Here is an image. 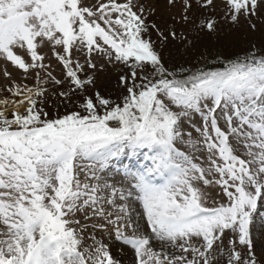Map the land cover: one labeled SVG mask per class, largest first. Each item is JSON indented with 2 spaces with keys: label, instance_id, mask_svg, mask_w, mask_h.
<instances>
[{
  "label": "snow or ice",
  "instance_id": "6c2138e0",
  "mask_svg": "<svg viewBox=\"0 0 264 264\" xmlns=\"http://www.w3.org/2000/svg\"><path fill=\"white\" fill-rule=\"evenodd\" d=\"M180 2L185 23L194 5L216 6V0ZM223 3L233 25L243 17L256 29L251 20L264 11V0ZM144 12L132 0L92 7L83 0H0V59L34 71L36 80L35 87L6 89L19 99H0V264H119L114 241L131 246L138 264H218L216 252L223 256L224 249L227 264H264L253 233L257 220L264 228V49L217 56L222 69L170 70L145 38L159 29ZM199 27L215 33L217 20L204 16ZM160 35L177 38L174 30ZM45 46L64 80L48 71ZM74 49L86 50L93 72V52L128 68L119 76L122 102L87 94L95 77L81 78L85 65L73 60ZM65 80L68 90L57 95L68 103L79 98L80 111L50 118L39 106L48 93L43 85ZM197 114L193 138L184 128ZM140 155L143 165L132 161ZM112 169L123 172L120 187L100 175ZM216 188L227 200L209 206ZM137 201L148 233L136 219ZM153 237L180 254L154 250Z\"/></svg>",
  "mask_w": 264,
  "mask_h": 264
},
{
  "label": "rangeland",
  "instance_id": "374dc122",
  "mask_svg": "<svg viewBox=\"0 0 264 264\" xmlns=\"http://www.w3.org/2000/svg\"><path fill=\"white\" fill-rule=\"evenodd\" d=\"M106 2L107 0H83V3L89 7ZM117 2L124 3L125 0H117ZM132 3L136 6L142 4L145 9L144 15L147 17V23H154L157 25L159 32L150 28L149 32L145 34V38L152 41L155 49L161 55L162 62L170 70L177 69L181 66L184 68H190L193 71L197 68L204 69L209 66H215L217 56L222 59L234 58L236 55H243L252 46H255L257 49H264V11L258 13L257 17L252 18L251 22L257 25L256 29L252 30L248 27V21H245L243 17L237 25H233L230 19L225 18V6L223 0H216L214 11H204L194 5L193 10L189 13L190 20L187 23L181 19L183 9L180 0H178L175 6L170 5L168 0H132ZM208 15H211L217 20V30L215 33L200 30V20ZM173 30L177 33V38L175 40L171 37L165 40L160 35V32L167 35L169 31ZM181 37L184 39H181ZM41 51L46 56L45 64L50 66L48 71H51L56 79L64 80L65 70L56 60L53 49L45 46ZM257 54L259 55L260 53L258 52ZM86 55V50L76 51L74 49L72 58L74 61L78 60L81 64L85 65V71L79 73L81 78H86V76L95 77L94 84L88 86L87 94L92 95L99 91L102 96L110 98L117 103L122 102L125 93L123 86L119 82V76L122 73L127 74L128 68L119 62L108 63L106 56L93 52V62L97 65V69L93 72V70L89 69L85 64ZM6 71L11 73V75H6ZM36 71H39L40 75L47 79L45 71ZM67 83V80H65V84L61 86L55 85L49 81L48 84L43 85V87L47 88L48 93L46 98H43L44 103L39 106L49 112L50 118L64 115L72 111H80L78 107L79 98L73 97L76 102L68 103L57 95L60 91L68 90ZM15 84L35 87V72L30 71L25 74L22 70L16 69L9 62L0 59V99L6 98L10 101L19 99L6 90L9 87H13ZM2 107L4 106L0 105V108ZM11 111L12 108L11 105H9V110L6 113L9 117H11ZM19 111L24 112V107L19 108ZM200 126L201 120L197 114L193 117V120L190 123L185 125L184 131L186 134L191 133L193 138H198L199 133H197L195 129ZM185 148L186 145L182 146V150ZM144 151L146 152L147 150ZM194 155L199 156V153H194ZM138 157L144 158L143 155ZM119 167L120 166L117 165V168ZM100 175L104 176L109 183H115L117 187H120L124 182L122 171L117 175V171L112 169L108 170L106 173H100ZM81 178H83V176ZM210 195L209 206H212L213 200L217 204L225 203L227 200L219 188L212 190ZM119 203L120 202L117 200V205H119ZM132 207L135 209L136 219L139 221L141 229L145 231V233H148L149 227L146 225V217L141 219L139 215L142 212V207L140 206V208H138L136 205H133ZM105 208L107 211H115V208L110 205H105ZM81 217L82 214H79L77 218ZM93 222H98V218L94 221H88L89 224ZM81 223H85L82 218ZM89 231H91V229H89ZM253 233L254 239L257 241V255L260 256L261 259H264V253L261 251L262 247H264V228L260 227L259 220H257ZM93 234L97 235V238H100L101 233L98 230ZM85 242L86 244H90L91 240L86 239ZM105 242L108 243L107 239ZM115 246L127 247L126 245H121L119 242H112L110 244V249L113 256L114 252L115 255H117L118 252L121 251H113L112 248ZM223 251V256L220 255V251L216 252L218 264H227V251L226 249ZM166 254L179 255L180 251L175 248L174 251ZM119 264H122V262L119 261ZM136 264H138V262H136Z\"/></svg>",
  "mask_w": 264,
  "mask_h": 264
},
{
  "label": "bare ground",
  "instance_id": "6f19581e",
  "mask_svg": "<svg viewBox=\"0 0 264 264\" xmlns=\"http://www.w3.org/2000/svg\"><path fill=\"white\" fill-rule=\"evenodd\" d=\"M107 171L108 170H106V172ZM134 205H136V206H138V208H140V206H139L140 204L138 201ZM148 230H149V232L151 231L150 228H148ZM152 247L156 251H163L164 253H171L175 249L169 243L159 241V240L155 239L154 237L152 240ZM112 250L113 251L121 250L120 252H118L117 255H115V252H114V258L119 260L120 262H122V264H134V263L136 264V262H138V258L134 256V250L131 248V246H127L126 248H124L123 246L122 247L121 246L120 247L115 246L112 248Z\"/></svg>",
  "mask_w": 264,
  "mask_h": 264
},
{
  "label": "trees",
  "instance_id": "16d2710c",
  "mask_svg": "<svg viewBox=\"0 0 264 264\" xmlns=\"http://www.w3.org/2000/svg\"><path fill=\"white\" fill-rule=\"evenodd\" d=\"M223 64L219 63L218 60L216 62L215 66H209L207 68H204L205 70H217V69H222L223 68Z\"/></svg>",
  "mask_w": 264,
  "mask_h": 264
}]
</instances>
